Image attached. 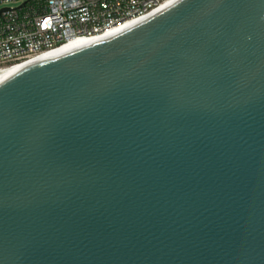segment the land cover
<instances>
[{"label": "water", "instance_id": "1", "mask_svg": "<svg viewBox=\"0 0 264 264\" xmlns=\"http://www.w3.org/2000/svg\"><path fill=\"white\" fill-rule=\"evenodd\" d=\"M0 264H264V0L0 70Z\"/></svg>", "mask_w": 264, "mask_h": 264}, {"label": "built area", "instance_id": "2", "mask_svg": "<svg viewBox=\"0 0 264 264\" xmlns=\"http://www.w3.org/2000/svg\"><path fill=\"white\" fill-rule=\"evenodd\" d=\"M168 1L0 0V69L29 62L71 39L91 42L121 32Z\"/></svg>", "mask_w": 264, "mask_h": 264}, {"label": "bare ground", "instance_id": "3", "mask_svg": "<svg viewBox=\"0 0 264 264\" xmlns=\"http://www.w3.org/2000/svg\"><path fill=\"white\" fill-rule=\"evenodd\" d=\"M174 1L175 0H170L167 3H165L164 6H167L168 4H170V3L174 2ZM164 6H162V7H164ZM105 36H107V34H104V35L100 36V38H103ZM89 41H90V39H85V38L71 39L69 42H67L66 44H64V45H62V46H60V47H58L56 49H52V50H49V51H46V52H42L41 54H39L36 57H34L33 59H31L29 62L37 60V59H40V58H43V57H46V56H49V55H52V54H55V53H59V52L65 51V50H68V49H71V48H74V47H77V46H80V45H83V44H86ZM29 62L8 66V67L2 68L0 70L16 68V67L22 66L24 64H27Z\"/></svg>", "mask_w": 264, "mask_h": 264}]
</instances>
